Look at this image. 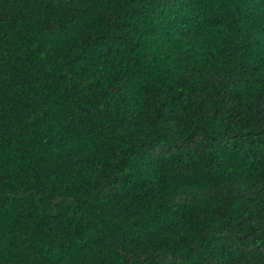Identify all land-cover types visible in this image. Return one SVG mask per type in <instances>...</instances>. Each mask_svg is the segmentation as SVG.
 I'll use <instances>...</instances> for the list:
<instances>
[{
	"label": "trees",
	"instance_id": "obj_1",
	"mask_svg": "<svg viewBox=\"0 0 264 264\" xmlns=\"http://www.w3.org/2000/svg\"><path fill=\"white\" fill-rule=\"evenodd\" d=\"M0 264H264V0H0Z\"/></svg>",
	"mask_w": 264,
	"mask_h": 264
}]
</instances>
